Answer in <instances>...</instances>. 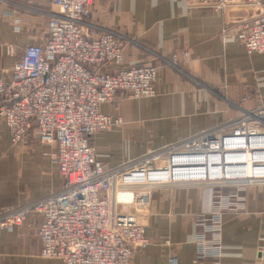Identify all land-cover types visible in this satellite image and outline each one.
<instances>
[{"label":"built area","instance_id":"2783aa9c","mask_svg":"<svg viewBox=\"0 0 264 264\" xmlns=\"http://www.w3.org/2000/svg\"><path fill=\"white\" fill-rule=\"evenodd\" d=\"M42 1L55 9L48 17L47 37L24 47L10 77L0 76V120L13 145L35 131L39 143L56 146L51 159L63 185L48 197L0 213V230L39 221L42 258L63 264H132L135 252L150 241L139 217L124 210L145 201L140 188L168 185L170 169L177 187L210 183L224 191L217 193L211 215L200 219L205 232L198 238L194 264L220 258L224 215L245 213L246 190L264 186V105L244 110L224 127L171 144L165 153L150 151L108 168L96 158L91 140L123 121L101 107L118 92L133 99L156 97L158 67H124L125 49L133 40L113 30L98 32L90 20L93 0ZM188 2L190 8L216 12L256 9L255 15L226 26L221 38L239 42L249 54H264V0ZM14 30L20 32L18 19ZM6 51L15 57L14 46ZM182 57L188 62L189 52ZM164 61L178 65L180 55ZM165 245L170 247V241ZM169 264H179L178 258L171 255Z\"/></svg>","mask_w":264,"mask_h":264},{"label":"crops","instance_id":"0c3cea01","mask_svg":"<svg viewBox=\"0 0 264 264\" xmlns=\"http://www.w3.org/2000/svg\"><path fill=\"white\" fill-rule=\"evenodd\" d=\"M48 5H40L39 13L36 1L0 0V76L10 77L20 59L10 57L7 46L19 49L44 42L47 30L41 16ZM256 13L254 8L193 9L188 0H93L90 20L98 32L113 30L133 40L125 49L124 67L149 64L159 72L156 97L133 99L118 92L101 107L123 124L94 137L96 158L108 168L117 167L150 150L224 127L244 110L263 106L264 54H249L239 42L221 38L226 26ZM16 19L22 22L20 32L14 30ZM183 52H189L188 62ZM175 53L180 55L178 65L164 61ZM37 138L33 131L13 145L0 120V213L48 197L61 185L51 159L56 146L39 144ZM175 188L157 187L148 203L127 208L137 210L150 241L135 252L132 264H169L171 255L179 264H194L198 238L205 232L200 218L211 215L217 193L224 191L210 183ZM245 197V213L223 217L222 256L198 264L262 263L264 186L247 189ZM39 225L1 229L0 264H63L41 257Z\"/></svg>","mask_w":264,"mask_h":264},{"label":"rangeland","instance_id":"374dc122","mask_svg":"<svg viewBox=\"0 0 264 264\" xmlns=\"http://www.w3.org/2000/svg\"><path fill=\"white\" fill-rule=\"evenodd\" d=\"M47 3V1H42V0H38V1H36V8H38V11H39V13H40V11H43V10H41L40 9V5H43V4H46ZM49 3V2H48ZM50 4V3H49ZM51 5V4H50ZM50 5H48L49 7H47L46 9H44V11L46 12V13H44V14H46V15H43V16H41L42 17V24H44L43 25V28L45 27V26H47V22H48V14H51L53 11H55V9L52 7V6H50ZM19 20V19H18ZM20 21V20H19ZM21 25H22V22L20 21V29H21ZM16 48V47H15ZM23 49H24V47L23 48H16V55H15V57L16 56H21V54H22V52H23ZM33 132V131H32ZM104 133V132H103ZM99 134H101V133H99ZM98 135V134H97ZM97 135H95V136H97ZM94 136V137H95ZM94 137L92 138V140H91V143H92V145H93V139H94ZM35 141H37V140H35ZM39 143V142H38ZM40 144V143H39ZM173 144H175V143H173ZM171 144H169V145H166V146H163V147H161V148H158V149H154V150H150L151 152L152 151H157V152H160V153H165L166 151H167V148H169V147H171L170 146ZM175 145H177V142H176V144ZM94 146V145H93ZM169 146V147H168ZM173 146V145H172ZM15 147H17V146H15ZM149 151V152H150ZM148 153V152H147ZM146 153V154H147ZM146 154H144V155H146ZM144 155H142V156H144ZM142 156H140V157H138V158H134V159H131V160H135V159H140ZM131 160H129V161H131ZM128 162V161H127ZM127 162H125V163H127ZM124 164V163H123ZM122 165V164H121ZM120 165V166H121ZM54 167H56V169H57V171L59 172V170H58V168H57V166H54ZM117 167H119V166H117ZM111 168H114V167H111ZM60 173V172H59ZM61 176V175H60ZM62 185H63V178H62V176H61V185H60V187L56 190V191H54L53 193H56V192H58V191H60L61 190V188H62ZM161 187H167V188H169V189H177V188H175V187H177V186H175V185H163V186H161ZM157 187H153L152 189H148V188H145V189H142V188H140V190H139V193L141 194L142 193V196H144V197H146L145 198V200H146V202L145 203H148V200H149V195H151V192L153 191V189H156ZM186 188V187H185ZM142 190H145L144 191V193L142 192ZM144 203V204H145ZM144 204H142V203H137V205H144ZM136 204L134 203V204H132V205H130V206H135ZM124 211H127V209L125 208V210ZM135 211H137V210H135ZM133 212V210L131 209L130 210V212H132L133 214H135L136 212ZM136 215H138V214H136ZM140 216V215H139ZM203 218H205V217H203ZM200 219H202V218H200ZM30 223H31V221H30ZM23 227H28L27 225H25V226H23Z\"/></svg>","mask_w":264,"mask_h":264},{"label":"bare ground","instance_id":"6f19581e","mask_svg":"<svg viewBox=\"0 0 264 264\" xmlns=\"http://www.w3.org/2000/svg\"><path fill=\"white\" fill-rule=\"evenodd\" d=\"M167 178H168V182H169L168 185H175V184H173L175 181L172 180L173 175H172V171H170V169H167Z\"/></svg>","mask_w":264,"mask_h":264}]
</instances>
